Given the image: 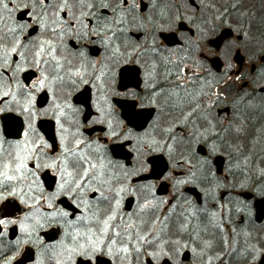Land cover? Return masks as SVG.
<instances>
[{"label": "flooded vegetation", "instance_id": "obj_1", "mask_svg": "<svg viewBox=\"0 0 264 264\" xmlns=\"http://www.w3.org/2000/svg\"><path fill=\"white\" fill-rule=\"evenodd\" d=\"M52 2L58 4L59 0ZM107 2L116 8L123 7L119 0ZM136 2L140 8L131 14H128L127 9L117 13L127 16V22L123 25L124 31L117 33L112 44L120 45L125 55L116 69L118 74L114 78L110 75L104 77L120 95H113L111 92L108 95L116 116L131 126L135 133L143 135L147 132L151 135L152 125L156 123L155 135L160 138L167 135L162 129L171 128V135L175 140L167 142L173 143L176 150L171 158L167 149L149 154V158L154 156V177L140 179L139 177L150 172L147 171L129 178L127 182L136 192L124 194L120 208L123 219L118 217L115 222L121 225L122 236L127 225L133 224V245L137 243V231L143 233L148 227L138 225L154 222V238L148 236L152 245H139L142 249L140 254L133 251L131 256L124 259L117 257L111 260L101 255L96 264H264V257L261 256V252H264V216L258 220L255 207L257 200L264 199V184H256L252 176L247 183H243V179L237 176L234 167L229 166L227 160L229 150H237L233 147L235 142H239L240 146L246 144L249 148L254 143L256 146L261 137L264 140V132H261L264 130V0H234L230 25L232 35L220 42L210 39L216 37L223 27L217 25L203 33L199 31L197 24L189 23L182 17H177L176 21L170 17L165 18L167 15L163 18L159 16L163 24L158 27L154 23V10L148 16L150 1ZM143 2L146 4L144 10L141 9ZM193 10L195 14L200 11L195 8ZM96 11L106 14L109 20L113 19L111 8H98ZM3 15L10 26L12 22L8 19V13ZM11 15L17 21L28 20L26 12L20 9ZM181 22H186L187 27L182 26ZM188 27L192 28L193 33L187 30ZM38 34L37 28L32 32L31 38H45ZM162 34L167 37L163 38ZM154 37L163 50L161 53L152 51ZM65 42L68 48L62 54L79 65L81 58L78 53L84 51L86 62L96 65L94 70L88 67L90 73L94 71L95 75H100L105 71L104 64L111 63L108 59L111 49H106L100 39L93 37L77 40L75 36H70L65 38ZM27 54L31 58V44ZM161 55L173 62L182 60L180 67L186 68L187 73H181L177 77L173 66L161 61ZM15 59L19 61V56ZM153 62L158 63L156 91L161 93L158 108L147 106V96L151 89L145 88L144 80V70H150ZM25 67L29 70L17 73L15 78L21 83L29 84L39 73L30 65ZM166 68L171 69L173 75H167ZM0 72L11 75L10 69H0ZM204 80L211 84L210 89L203 83ZM94 83L95 87L92 83L78 84L75 87L69 85L61 88L58 94L67 96L80 109L76 119L83 125L80 130L88 140L98 139L106 143L108 155L115 162L134 166L135 152L130 150L128 143L120 144L110 139L106 135V125L91 124L98 117L94 102L98 99L99 82ZM170 93L174 95L170 96ZM38 100L41 106L48 105L47 92L39 93ZM142 100L146 105L143 108L140 107ZM0 107L5 105L0 104ZM189 112L192 115L185 120ZM135 113L139 115L129 125V118ZM5 115H11L13 120H6ZM20 120L14 113L0 114V136L6 137L10 142L17 139L16 132L20 126L17 121ZM38 126L58 152L59 141L54 120L42 119ZM237 128L242 131L237 133ZM194 138H198V142ZM213 145L216 148L214 152ZM3 147L7 149V144ZM245 154L247 153L243 155ZM218 155L224 157L221 172L214 165V158ZM231 155H238V152H231ZM189 157L196 166L194 170L197 182L174 186L176 179H184L188 175L185 161ZM205 159L208 165L201 169L199 161ZM174 163L180 166L173 167ZM41 177L46 187H54L51 171L42 173ZM98 195L99 193H89V199L95 204ZM157 201L161 203L157 204ZM146 202L149 206L141 211V206ZM58 206L70 208L71 204L65 199L63 205ZM100 207L105 211L109 208L106 202L101 203ZM0 208H4V205L0 204ZM10 210L14 216H23L28 211L18 201ZM185 224L188 226L187 231H181ZM39 236L46 244L59 239L52 228L40 230ZM23 239L25 237L21 235L18 226L8 227L4 235L0 236V264H6L10 256H15L12 264H35L37 254L42 249L31 243L17 247L15 241ZM161 248L167 255H148L153 251L159 253ZM79 259L82 262V258Z\"/></svg>", "mask_w": 264, "mask_h": 264}, {"label": "snow or ice", "instance_id": "obj_2", "mask_svg": "<svg viewBox=\"0 0 264 264\" xmlns=\"http://www.w3.org/2000/svg\"><path fill=\"white\" fill-rule=\"evenodd\" d=\"M119 3L122 8L114 7L107 0H59L58 4H54L52 0H0V69L11 70V75L0 72V104L5 105L0 107V114L14 113L15 117L21 118L17 121L20 125L16 132L17 139L10 142L6 137L0 136V204L4 205V208H0V236L4 235L10 225L18 226L25 239L15 241L17 247L31 243L42 249L37 254L35 264H96L101 255L111 260L117 257L124 259L131 256L133 251L140 254L142 249L139 245H152L148 235L139 231L136 233L137 243L131 244L133 224L127 225L122 236L121 225L115 222L118 217L123 219L120 216V208L124 194L136 192L127 182L129 178L151 170L155 162L149 159L150 153L167 149L171 158L176 149L173 143L167 141L175 140V137L171 135L172 129L166 128L161 131L167 135L157 138L156 123L152 125L151 135L147 132L143 135L137 134L131 126L116 116L108 93L120 95V92L106 82L104 77L110 75L114 78L118 74L116 69L125 55L120 45L112 44L117 33L124 31L123 25L127 22V16L117 13L127 9L128 14H131L140 8L136 0L131 3L129 0H119ZM13 4L14 6H11ZM98 8H111L113 19L109 20L106 14L97 12ZM17 9L26 12L27 21H17L11 15ZM5 12L12 22L10 26L5 21ZM37 28L38 36L45 38H31L32 32ZM70 36H75L77 40L95 37L101 40L106 49L110 48L108 59L111 63L104 64L105 71L100 75H95L94 71L88 72L89 66L94 70L96 65L86 62L84 51L78 53L81 58L79 65L74 64L69 56L62 54L68 48L65 38ZM29 44L31 58L27 54ZM152 51H163L157 45L155 37ZM128 55L130 58L131 53ZM16 56H19V61L15 59ZM160 59L165 65L173 66L177 77L188 71L180 67L182 60L173 62L163 55ZM25 65H30L39 73L29 84L21 83L15 78L17 73L29 70ZM166 73L173 75L172 70L168 68ZM157 74V62H153L150 70H144L145 88L151 89L147 96V106L152 108H158L161 95L156 91ZM236 78L240 79L239 76ZM94 81L99 82L98 99L94 102L98 117L93 119L91 124L106 125V135L110 139L120 144L128 143L130 150L135 152L134 166L115 162L108 155L106 143L98 139L88 140L80 130L83 125L76 119L80 109L75 107L67 96L58 94L61 88L69 85L75 87L78 84L92 83L95 87ZM203 83L211 88L207 80ZM41 92L48 94L49 103L46 106H41L38 100V94ZM145 106L142 100L140 107ZM138 115L139 113H135L129 118V125ZM191 115L192 112H189L185 120ZM4 118L13 120L11 115H5ZM42 119L55 122L59 141L58 152L56 146L49 143L38 126ZM236 131L239 133L242 129L237 128ZM194 139L198 142V138ZM5 144L7 149L3 147ZM215 150L213 145L212 151ZM185 162L188 165V175L184 179H176L174 186L197 182V173L194 170L196 166L191 157ZM199 164L203 169L207 167L208 161L201 160ZM179 166L173 164V167ZM49 171L54 178V187H46L41 177L42 173ZM89 193H99L95 204L89 199ZM65 199L70 201V208L58 206L63 205ZM17 201L28 209L23 216H14L10 210ZM105 202L109 206L107 211L100 207V204ZM158 203L161 202L157 201ZM148 206L146 202L140 210L143 211ZM187 227V224L183 225L181 231H187ZM48 228L54 229L59 236V239L51 244H46L39 236L40 230ZM175 243L179 244V241ZM148 255L167 253L161 248L159 253L153 251ZM261 256L264 257V252H261ZM79 258H82V262ZM13 260L15 256L8 257L6 264H12Z\"/></svg>", "mask_w": 264, "mask_h": 264}, {"label": "rangeland", "instance_id": "obj_3", "mask_svg": "<svg viewBox=\"0 0 264 264\" xmlns=\"http://www.w3.org/2000/svg\"><path fill=\"white\" fill-rule=\"evenodd\" d=\"M150 9L148 16H150L154 10V23L162 26L163 22L160 19L170 17V19L177 20V17H182L189 23L197 24L199 31L205 33L215 26L230 27L232 25L234 0H196L200 5V12L195 14L193 9H188L187 0H149ZM261 1V0H254ZM189 7V6H188ZM174 8V9H170ZM189 11H188V10ZM160 16V17H159ZM203 16V17H202ZM160 24V25H159ZM157 27V26H156ZM206 30V31H205ZM262 133L264 130L261 131ZM251 137V136H250ZM249 137V138H250ZM250 145H241L239 142H235L233 147L237 150H229L228 162L229 166L234 167L236 174L239 178L243 179V183L252 176L254 182L257 184H264V140L261 137L257 142ZM253 148V149H252ZM250 149V152H249ZM255 149V150H254ZM238 152V155H231V152ZM244 153H247L243 155ZM230 169V170H233ZM238 172V173H237ZM241 179V180H242ZM141 225H148L147 230H143L144 234H147L151 239L154 238V222H144Z\"/></svg>", "mask_w": 264, "mask_h": 264}, {"label": "water", "instance_id": "obj_4", "mask_svg": "<svg viewBox=\"0 0 264 264\" xmlns=\"http://www.w3.org/2000/svg\"><path fill=\"white\" fill-rule=\"evenodd\" d=\"M190 1L194 4V0H190ZM143 6H144L143 8H145V5H143ZM229 32H228V30H225L223 36H226L227 34H229ZM162 36H163V38L167 37V36H165V34H162ZM223 36L218 37L216 40L217 41H221L224 38ZM153 159L154 158H152L151 160H153ZM223 160H224V158L222 156H216L215 159H214V164L218 168V172L222 171ZM151 175L154 176V169H153V173ZM255 207H256V218L258 220H260L264 216V199L257 200L255 202Z\"/></svg>", "mask_w": 264, "mask_h": 264}, {"label": "bare ground", "instance_id": "obj_5", "mask_svg": "<svg viewBox=\"0 0 264 264\" xmlns=\"http://www.w3.org/2000/svg\"><path fill=\"white\" fill-rule=\"evenodd\" d=\"M19 264H23V263H19Z\"/></svg>", "mask_w": 264, "mask_h": 264}]
</instances>
